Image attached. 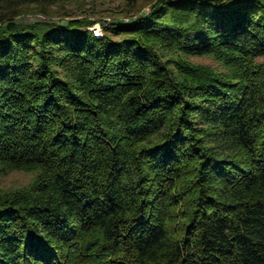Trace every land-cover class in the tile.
<instances>
[{
    "label": "trees",
    "instance_id": "1",
    "mask_svg": "<svg viewBox=\"0 0 264 264\" xmlns=\"http://www.w3.org/2000/svg\"><path fill=\"white\" fill-rule=\"evenodd\" d=\"M60 1L0 0V264H264V3Z\"/></svg>",
    "mask_w": 264,
    "mask_h": 264
},
{
    "label": "rangeland",
    "instance_id": "2",
    "mask_svg": "<svg viewBox=\"0 0 264 264\" xmlns=\"http://www.w3.org/2000/svg\"><path fill=\"white\" fill-rule=\"evenodd\" d=\"M153 0H61L57 6L50 9L49 15L37 13L31 7L30 13L24 14L17 20L26 24L41 21H54L66 24L70 19L89 18L98 20L93 26H100V22L123 21L129 22L148 12ZM264 3V0H261ZM66 13V16H60ZM102 34L104 31L102 30ZM195 62L218 67V63L211 58H195ZM33 174L14 171L5 177H0V187L8 190H16L28 185Z\"/></svg>",
    "mask_w": 264,
    "mask_h": 264
},
{
    "label": "built area",
    "instance_id": "3",
    "mask_svg": "<svg viewBox=\"0 0 264 264\" xmlns=\"http://www.w3.org/2000/svg\"><path fill=\"white\" fill-rule=\"evenodd\" d=\"M89 29H90V31H92L93 35L96 38H100L103 36L101 24H100V26H94V27L89 28Z\"/></svg>",
    "mask_w": 264,
    "mask_h": 264
}]
</instances>
